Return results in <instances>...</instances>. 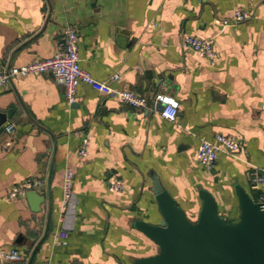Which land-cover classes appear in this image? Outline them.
Wrapping results in <instances>:
<instances>
[{"label":"crops","instance_id":"crops-1","mask_svg":"<svg viewBox=\"0 0 264 264\" xmlns=\"http://www.w3.org/2000/svg\"><path fill=\"white\" fill-rule=\"evenodd\" d=\"M234 8L252 17L222 27L217 19ZM67 25L78 31L79 65L93 78L118 73L110 86L149 104L171 95L178 114L168 121L86 83L68 106L50 73L14 78L0 92V250L23 258L0 264H154L164 252L148 231L164 222L155 179L189 223L198 222L207 196L221 221L238 224L239 192L252 199L249 169H264V0H0V67L52 56ZM182 34L212 37L217 63L181 48ZM9 120L16 129L4 149ZM78 131L89 135L82 159ZM218 134L241 148L235 157L220 153L206 170L196 148ZM66 168L74 173L73 204L60 222ZM30 177L44 180L43 202L8 199L9 188ZM114 177L121 192L107 189ZM60 227L65 245L55 243Z\"/></svg>","mask_w":264,"mask_h":264},{"label":"built area","instance_id":"built-area-1","mask_svg":"<svg viewBox=\"0 0 264 264\" xmlns=\"http://www.w3.org/2000/svg\"><path fill=\"white\" fill-rule=\"evenodd\" d=\"M253 12L249 9L234 8L228 16L219 17L217 22L222 26H233L245 22L252 17ZM78 31L72 25L64 27L61 33L55 53L47 58L31 61L21 66L0 67V92L7 91L16 77H23L30 74L50 73L54 80L62 86L64 101L68 106H72L76 101V91L80 83H86L98 87L102 95H114L118 99L137 109L150 108L158 112L164 119L174 121L179 110V101L168 94H157L149 102L135 91L124 88H113L110 82L119 79L118 73H113L103 80L93 78L86 70L79 65V55L77 50ZM180 47L192 50L199 57L206 58L211 65H215L219 56L214 48L212 37L204 38L197 35L182 34L180 37ZM16 129L14 121L9 120L3 131L7 135L3 148L8 149L12 144V138ZM80 143L76 151L77 157L82 159L87 156L89 148V135L84 131H78ZM241 142L234 136L222 134L215 135L212 140H201L196 148L195 160L206 170H211L220 153L235 157L240 151ZM73 182L74 173L70 168H66L62 176L60 222L67 215L69 207L73 204ZM44 180L37 177L27 178L19 183L13 184L8 192V199L25 197L29 191L40 194L44 190ZM249 189L257 194V199H252L258 204L260 209H264V169L251 166L248 172ZM124 186L120 179L114 177L107 183V189L111 192H121ZM67 228L60 227L56 236L57 245L67 244ZM23 254L18 249L10 251L0 250V263L19 261ZM53 264V263H47Z\"/></svg>","mask_w":264,"mask_h":264},{"label":"water","instance_id":"water-1","mask_svg":"<svg viewBox=\"0 0 264 264\" xmlns=\"http://www.w3.org/2000/svg\"><path fill=\"white\" fill-rule=\"evenodd\" d=\"M10 112L11 109L6 111V115L10 116ZM153 191L164 216L162 227L148 230L164 247L154 264H264V209L247 195L239 192L241 221L238 224L221 221L207 196L198 222L191 224L156 179ZM25 196L35 206L44 200L35 191Z\"/></svg>","mask_w":264,"mask_h":264},{"label":"rangeland","instance_id":"rangeland-1","mask_svg":"<svg viewBox=\"0 0 264 264\" xmlns=\"http://www.w3.org/2000/svg\"><path fill=\"white\" fill-rule=\"evenodd\" d=\"M252 199H257V194L256 193H252Z\"/></svg>","mask_w":264,"mask_h":264}]
</instances>
